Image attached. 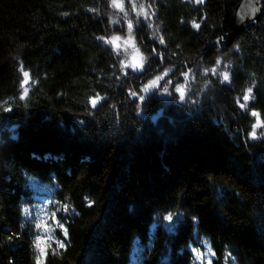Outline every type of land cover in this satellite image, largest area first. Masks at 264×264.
Masks as SVG:
<instances>
[{"label": "trees", "instance_id": "obj_1", "mask_svg": "<svg viewBox=\"0 0 264 264\" xmlns=\"http://www.w3.org/2000/svg\"><path fill=\"white\" fill-rule=\"evenodd\" d=\"M140 3L149 19L141 15L131 36L148 60L125 74L131 50L117 55L96 37H127V20L137 18L128 0L127 19L110 0H0V102L13 98L12 111L0 104V264L40 255L24 212L38 202L32 183L74 207L60 214L66 247L49 242L44 264H131L136 244L143 264H194L191 246L202 240L214 264H264V127L248 135L252 110L264 120V0L233 38L226 0ZM165 69L173 83L143 93ZM186 80L181 101L175 85ZM96 94L105 99L93 108ZM168 212L182 213L173 228Z\"/></svg>", "mask_w": 264, "mask_h": 264}, {"label": "snow or ice", "instance_id": "obj_2", "mask_svg": "<svg viewBox=\"0 0 264 264\" xmlns=\"http://www.w3.org/2000/svg\"><path fill=\"white\" fill-rule=\"evenodd\" d=\"M128 2L131 5V8L133 11L136 12V20L135 22L132 19H128L127 20V28L129 31V39L128 40H124L123 43H121L122 37H120L119 35H113L111 37L108 36H99L96 37L97 40L103 41L105 44L110 45V46H114L115 51L117 53V55L120 54V50L123 47L125 49V51H127V47L128 44L131 42V32L132 30L135 28V26L137 24L141 23V15L143 17V21H148L149 19V12H148V7H150V5H148L147 7L143 4H141L139 6V10L137 11V4H136V0H128ZM196 3H203V0H195ZM111 6L113 8L119 9L121 12L124 13L125 18L127 19L128 17V12L125 10V0H110ZM249 7L251 8V12L249 13V15L254 16L256 11H258V9L255 8L254 4H250ZM92 11H95V9H93ZM243 16L241 17V21L243 20ZM118 23V21H117ZM191 25L193 28L195 29H199L201 27V25L199 23H197L195 20L191 21ZM219 39L222 38H218ZM160 43H164V39L163 37L160 38ZM135 48V44L133 43L132 45ZM136 52L139 53V49H136ZM157 56L160 57L161 60H163V54L162 53H156ZM148 60V57H143L142 54L140 55V57L138 58L137 56H133V61L131 64H125L122 65V67L125 69V74H127V69L131 68L134 71L137 72H143L145 70L146 64L145 61ZM221 63V60L218 58L216 61V64L219 65ZM21 71L23 72V76H24V80L21 82L22 85H27L30 81V72L29 71H24L23 66L21 65ZM172 71V69H165L160 75H156L154 76L152 79L148 80V82L144 85H142V91L143 93H151L154 90H159L160 89V82L164 81L165 85H171L173 82L171 80H165V77H167L169 75V73ZM209 71V69H204V72L207 73ZM212 73L214 75L217 74V70L216 67L214 66L212 68ZM192 73V70L189 69L186 72H182L180 75L188 78L190 77ZM223 81H229L230 80V76L228 72H224L223 74ZM194 79V76L192 77ZM129 91V95L133 96V97H138V99L143 102L145 100V95L140 94L139 92L133 91L131 89L128 90ZM164 92H169L168 87H164L163 88ZM187 80L185 82L184 85H175V92L179 94V98L181 101H184L187 95ZM253 89L252 88H248L246 90L245 95L243 96V100L245 102H249L252 97L250 96V94L252 93ZM29 89L27 87L23 88V92L20 96V99H25L28 95ZM13 98H9V100H5L0 102V104L3 105H8L7 107H5L3 110L4 111H12V107L11 104L9 103L10 100H12ZM105 97L99 96V94L94 95L93 97L90 98V103L91 106L93 108H95L98 104V101L100 100H104ZM237 103L239 104L240 108H245L246 105L243 103H239V99H237ZM251 115L253 117H256V123L252 125V131L248 134L252 139H256L257 137V131L256 129L259 127H264V120L260 119V114L256 111V110H252ZM261 136H264V133L260 134ZM60 203V202H58ZM95 201H90L89 203V207L92 206V204H94ZM27 209H24V212L27 213ZM74 211V207L70 206L69 204H62V207L57 209L55 212H51L50 214V219L55 220V224L56 227L59 228L60 230H62L63 235L65 237H67L69 235V231H68V227L65 226V224L61 223L60 220L57 218V212H71ZM46 215H48V213H46ZM182 215V213H173V212H168L167 215H165L163 217L164 220H167L169 225H172L174 220L177 218V216ZM193 221H196L198 218L196 216H193L191 218ZM35 227L37 229L40 228H44V229H48V230H52L51 229V225L49 223H44V222H37L35 224ZM17 235H19V233H17ZM53 239L52 237H41V236H36L35 240L33 241V244L35 245V247L40 251V255H37L35 257V264H44L43 260L41 259V256L46 254V248H50L51 247V243H48L46 245V247H42L41 246V241L42 240H51ZM57 247L59 248H65L66 245L64 243L63 240H56L55 241ZM207 252L210 254V256H215V253L212 251V249L210 247L207 248ZM191 253L193 254V258L195 260H197L199 262V264H204L205 261V253L203 251H201V249L196 248V247H192L191 248ZM226 260H234L235 258L232 256V253L229 252L227 253ZM207 264H212V260L209 258L207 260Z\"/></svg>", "mask_w": 264, "mask_h": 264}, {"label": "rangeland", "instance_id": "obj_3", "mask_svg": "<svg viewBox=\"0 0 264 264\" xmlns=\"http://www.w3.org/2000/svg\"><path fill=\"white\" fill-rule=\"evenodd\" d=\"M141 0H136L137 4V10H139V6L141 5L140 3ZM246 21V20H245ZM129 39V33L127 34V37L122 38L121 43H123L124 40ZM133 38L131 36V42L128 44V49L131 50V62L133 61V56H137L138 58L142 54L140 51L139 53L136 52V49L132 46L133 45ZM230 175V174H229ZM231 176V175H230ZM34 184V188L36 190V198L38 199V202L36 203V207L32 212H27L25 213V218L31 222L34 225V230H35V238L36 236H41V237H52L53 239L49 240H42L41 241V246L46 247V245L49 242H55L56 240H63L61 238V235H63L62 230L56 227L55 220L50 219V214L51 212H55L57 209L62 207V204H57V201L54 199L52 200V193L51 189L48 186H43L39 183H32ZM48 213V215H46ZM64 213V212H63ZM61 212H57V218L60 220L62 223V219L60 217ZM179 220V216L174 220L172 225H169L167 221V225L171 228L177 221ZM37 222H44V223H49L51 225V231L48 229L40 228L37 229L35 227V224ZM59 232V233H58ZM64 236V235H63ZM201 249L205 253V261L204 264H207V260L210 258L212 260V264H214V259L216 256H210V254L207 252V248L211 247L210 243L206 240H202L201 244L199 246H192ZM191 247V248H192ZM214 252V250L212 249ZM215 253V252H214ZM132 264H142L143 263V256L141 254V247L136 244L133 254H132ZM194 264H199L197 260L194 259Z\"/></svg>", "mask_w": 264, "mask_h": 264}, {"label": "water", "instance_id": "obj_4", "mask_svg": "<svg viewBox=\"0 0 264 264\" xmlns=\"http://www.w3.org/2000/svg\"><path fill=\"white\" fill-rule=\"evenodd\" d=\"M261 3L262 0H226L224 25L230 32L231 38L240 34V32H242L247 26H249L259 17ZM250 4H254L255 8L258 9L254 16L249 15L251 12V8L249 7ZM242 16L244 18L241 21Z\"/></svg>", "mask_w": 264, "mask_h": 264}]
</instances>
